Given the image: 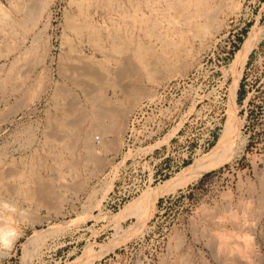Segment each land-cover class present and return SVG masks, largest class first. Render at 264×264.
<instances>
[{"label":"rangeland","instance_id":"1","mask_svg":"<svg viewBox=\"0 0 264 264\" xmlns=\"http://www.w3.org/2000/svg\"><path fill=\"white\" fill-rule=\"evenodd\" d=\"M210 1L214 18L185 26L174 0H0V222L16 233L0 264H264V0ZM186 74L181 141L210 128L213 147L230 112L234 131L199 174L139 205L212 148L134 189L132 158L150 145L131 149L130 113ZM103 110L106 132L89 128Z\"/></svg>","mask_w":264,"mask_h":264},{"label":"built area","instance_id":"2","mask_svg":"<svg viewBox=\"0 0 264 264\" xmlns=\"http://www.w3.org/2000/svg\"><path fill=\"white\" fill-rule=\"evenodd\" d=\"M187 76L163 80L154 93L130 113L127 137L131 149L150 145L148 151L132 158L136 191L147 188L154 180L161 181L165 174L177 173L185 164L208 151L215 142L218 132L210 128L196 140L182 142L180 139L181 116L185 109L193 106V101H182L180 97V87L187 82ZM165 161L168 162L166 167ZM112 186L118 188L117 185ZM127 200L128 192L125 199H117V206Z\"/></svg>","mask_w":264,"mask_h":264},{"label":"bare ground","instance_id":"3","mask_svg":"<svg viewBox=\"0 0 264 264\" xmlns=\"http://www.w3.org/2000/svg\"><path fill=\"white\" fill-rule=\"evenodd\" d=\"M34 1V0H32ZM215 1V0H214ZM174 4L177 5L178 8H180V10L182 11V15H181V20H182V23L185 25V26H189L190 24L193 23L194 19H196V17H200V16H204L205 18L208 19L207 22H209L211 20V16H212V9H211V1L210 0H174ZM220 2V1H219ZM221 4V3H220ZM173 5V4H171ZM215 5V3H214ZM30 8L32 9V6L29 5ZM216 7V6H215ZM30 9V10H31ZM5 13V12H4ZM216 13V12H215ZM179 17V15H178ZM213 17V16H212ZM214 18V17H213ZM204 19V18H202ZM180 20V21H181ZM12 22V21H11ZM212 22V21H211ZM199 23V22H198ZM178 24V23H177ZM198 25V24H197ZM205 26V24H202ZM207 25V24H206ZM79 27V26H78ZM81 27V26H80ZM198 26H194V30H196L195 28H197ZM200 27V26H199ZM203 28V26H201ZM200 27V28H201ZM95 28V27H94ZM98 28V27H97ZM208 28V27H207ZM258 29V28H257ZM256 29V27L252 28L251 31L248 32V35L245 37V39L243 40V42L241 43L240 47L238 48V50L235 52V55H234V59L232 61L233 64H231V66L233 65V70L235 72V70L241 68L243 66V64L245 63L246 61V58L249 54V52L251 51V49L253 48V46L255 45V43H257V40H258V30ZM264 30V29H263ZM204 31V30H203ZM181 32V31H180ZM154 33V32H153ZM263 33V32H262ZM156 34V33H155ZM197 34V33H196ZM117 36V35H116ZM181 38V37H180ZM260 38V37H259ZM184 45V44H183ZM179 48V47H178ZM144 51V50H143ZM156 51V50H155ZM129 57V56H128ZM131 57V56H130ZM122 60V59H121ZM161 60V59H160ZM150 64V63H149ZM122 65V64H121ZM119 65V66H121ZM128 72L130 71L129 68L132 67L128 64ZM125 66V65H124ZM151 66V65H150ZM87 68V67H86ZM118 68V67H117ZM116 68V69H117ZM123 68V67H122ZM120 71L118 73H121L123 72V69L119 68ZM118 69V70H119ZM88 71V70H87ZM239 72V71H238ZM91 73V72H90ZM124 73V72H123ZM139 73V72H138ZM156 73V72H155ZM132 74V73H131ZM92 76V75H91ZM118 79L120 77V75H117ZM238 79V78H237ZM237 79L234 80V84H233V90H232V107L234 108L235 105H234V98H235V90H236V87H237ZM85 84V83H84ZM120 85V84H119ZM99 87V86H98ZM131 88L128 90V97H132V93L134 92H131ZM136 92V91H135ZM131 94V95H130ZM138 94V93H137ZM136 96V95H135ZM138 100V99H137ZM132 101V100H131ZM69 103V101H68ZM105 105V104H104ZM70 107L68 108V112H71L73 110H76L74 109V105L72 104V102L70 103L69 105ZM103 109V108H102ZM236 109V108H235ZM115 111V110H114ZM83 112V111H82ZM107 113L108 110H103V111H100V112H97L95 113H92L91 117H90V121L88 122L89 123V128L93 129H99V130H103L102 127L100 126V124L104 123L103 126H105V128L107 126H109V124L107 123V121L110 119V116H109V119L106 121L104 119H107ZM74 113H72L73 115ZM77 114V113H75ZM83 114V113H81ZM69 115V114H68ZM229 119H228V123L227 125L225 126L224 130H223V133L219 136V140L218 142L209 150L208 154H205L202 158H200V160L186 166L184 168V170L182 172H180V174H177V178L174 179V180H166V182L161 186L159 187L157 190L153 191L147 199H144L142 200L141 202H139V205H141L143 202H146L147 204H150L153 200L157 199L160 195L168 192V191H171L173 190L175 187H177L178 185H180L181 183L187 181L188 179L196 176L197 174H199V172H201L207 165V163L209 162V160L211 159L212 155L213 154H216V152L223 147V145H225L226 141L229 140L230 136L232 135V132L234 131V126H235V114L234 112H230L229 114ZM70 116V115H69ZM77 116V119L80 120V117L81 115H76ZM82 116H85V115H82ZM112 116V115H111ZM87 117V116H86ZM114 118V117H112ZM75 118L74 121V124L76 125H79V120H77ZM89 119V118H88ZM87 120V119H86ZM81 121V120H80ZM84 121V120H83ZM82 121V122H83ZM111 121V120H109ZM116 121V120H115ZM86 122V121H85ZM84 122V123H85ZM113 123V122H112ZM111 123V124H112ZM73 124V123H72ZM73 124V125H74ZM117 124V122H116ZM68 125V124H67ZM118 125V124H117ZM112 125H110V131L112 130L111 128H113V130L117 131L118 129L121 130V128L119 126H116V127H111ZM96 127V128H95ZM123 128V127H122ZM78 129V128H77ZM108 130V128H107ZM113 130H112V133H113ZM90 131V130H88ZM104 132H106L105 130H103ZM80 132V131H79ZM119 132V131H118ZM78 133V132H77ZM116 133V132H115ZM71 134V133H70ZM116 135V134H115ZM81 137V136H80ZM87 137V136H86ZM98 137V136H97ZM77 139V138H76ZM96 140V139H95ZM97 142V140H96ZM153 147V146H151ZM182 169V168H181ZM180 169V170H181ZM1 173V172H0ZM48 186V185H47ZM33 187V186H31ZM37 191V190H36ZM35 191V192H36ZM37 195V194H36ZM1 203V202H0ZM144 204V203H143ZM144 206V205H143ZM138 207V206H137ZM142 207V206H141ZM7 216V215H6ZM5 218V217H4ZM2 219V218H1ZM6 219V218H5ZM7 220V219H6ZM3 222V221H2ZM6 224V223H5ZM3 223L0 222V230L2 231H5L4 228L8 229L7 227H4L3 228ZM34 238V237H33ZM39 238V233L36 234L35 236V241L36 239ZM33 240V239H32ZM34 242V241H33ZM214 249V248H213Z\"/></svg>","mask_w":264,"mask_h":264},{"label":"clouds","instance_id":"4","mask_svg":"<svg viewBox=\"0 0 264 264\" xmlns=\"http://www.w3.org/2000/svg\"><path fill=\"white\" fill-rule=\"evenodd\" d=\"M5 208H8L10 211H15L14 208H11L9 205H3ZM16 236L14 230L2 231L0 230V247L10 248L12 246L13 240Z\"/></svg>","mask_w":264,"mask_h":264},{"label":"trees","instance_id":"5","mask_svg":"<svg viewBox=\"0 0 264 264\" xmlns=\"http://www.w3.org/2000/svg\"><path fill=\"white\" fill-rule=\"evenodd\" d=\"M241 97V96H240Z\"/></svg>","mask_w":264,"mask_h":264}]
</instances>
